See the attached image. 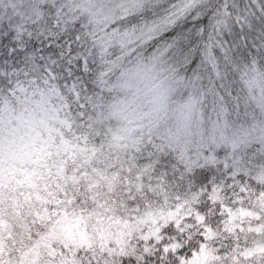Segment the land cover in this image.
I'll list each match as a JSON object with an SVG mask.
<instances>
[{"label": "snow or ice", "instance_id": "snow-or-ice-1", "mask_svg": "<svg viewBox=\"0 0 264 264\" xmlns=\"http://www.w3.org/2000/svg\"><path fill=\"white\" fill-rule=\"evenodd\" d=\"M0 264H264V0H0Z\"/></svg>", "mask_w": 264, "mask_h": 264}]
</instances>
